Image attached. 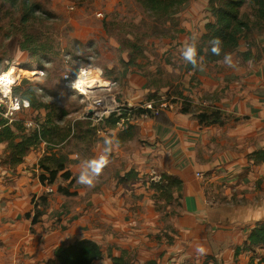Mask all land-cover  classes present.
I'll list each match as a JSON object with an SVG mask.
<instances>
[{
    "label": "crops",
    "instance_id": "1",
    "mask_svg": "<svg viewBox=\"0 0 264 264\" xmlns=\"http://www.w3.org/2000/svg\"><path fill=\"white\" fill-rule=\"evenodd\" d=\"M188 13L189 22L179 33L181 51L193 38L199 42L206 23L213 20L200 21L196 8ZM198 22L199 32L194 28ZM246 49L241 41L231 53L235 68L223 60L204 61V71L184 66L180 91L192 106L190 112L181 110L178 97L160 116L138 118L132 138L119 137L122 126L96 132L99 126L81 123L85 115L75 117L80 139L73 138L72 128L59 145L43 141L16 168L0 167V264H44L54 259L60 245L75 238L101 246L102 258L94 264H113V258L120 264H264V245L245 249L251 230L264 223V162L251 164L248 159L264 149V33L255 36L249 60L238 54ZM181 51L175 52L183 62ZM131 83L135 92L126 98L133 105L149 89L141 75L131 76ZM207 109L218 110L221 122L201 124L193 116L195 110ZM105 137L119 141V147L96 186L88 188L77 182L79 166L102 153ZM5 146L0 144V149ZM51 153L64 158L74 179L70 191L82 203L70 208V202L58 196L51 220L42 218L32 226V196L47 191L38 178L43 172L39 163ZM131 171L134 176L120 182ZM161 174L182 181L172 203L156 204L152 197L149 183ZM72 209L75 213L69 216ZM52 213L61 217L55 219ZM62 226L67 230L62 232Z\"/></svg>",
    "mask_w": 264,
    "mask_h": 264
},
{
    "label": "rangeland",
    "instance_id": "2",
    "mask_svg": "<svg viewBox=\"0 0 264 264\" xmlns=\"http://www.w3.org/2000/svg\"><path fill=\"white\" fill-rule=\"evenodd\" d=\"M15 1L16 4L13 5L12 0H0V77L12 68V83L6 94L11 91L13 93V87L20 86L24 80L30 81L35 87L37 104L39 102L44 106L36 109L18 96L22 101V110L9 115L14 121H22L27 130L33 129L29 126V121L42 127H53L54 123L64 130L68 125L74 124L75 117L86 116V97L66 87L63 80L66 72H73L78 67L93 69L91 77L99 80L96 85L108 87L104 91L95 89L93 94H107L114 102L115 111L123 107L126 115L122 119L125 123L131 125L138 118L146 117L144 114L137 116L134 112L140 108L146 110L144 107L147 104L167 109L170 102L167 100L168 94L171 93L173 99L178 98L174 91L176 88L180 90L184 84L186 64L177 59L175 51H181L179 33L183 31V23L189 22L185 15L196 8L198 14H195L200 17V21L212 18L209 0H188L163 19L149 15L137 0ZM201 3L206 6H200ZM34 4L40 10L37 8L31 14L30 7ZM100 12L102 16L97 15ZM199 22L194 27L198 32ZM24 29L41 35V43L46 48L40 50L38 56L31 58L27 51L20 48ZM133 75L135 78L141 75L149 90L141 101L132 105L127 102L126 97L135 92V84L131 83ZM28 87L29 84L23 86ZM2 93L0 91V102L7 110ZM153 94L157 95L149 99ZM47 117L51 124L46 122ZM5 149L6 146L0 151L3 153ZM157 179L152 181H159ZM56 184L67 189L59 179ZM67 190L68 194L59 193L57 189L51 192L38 221L42 218L51 220V208L58 196L70 202V208L82 203L78 199L80 197L70 194L74 193L70 191V187ZM46 192L48 191H44ZM64 206L66 204L61 203L60 210ZM66 210L61 211L66 213ZM74 213L72 209L69 216ZM34 214L35 211L32 218ZM52 216L55 219L61 217L56 213H52ZM60 230L63 232L67 229L62 226ZM63 246L65 244L60 245ZM48 261L44 264H48Z\"/></svg>",
    "mask_w": 264,
    "mask_h": 264
},
{
    "label": "trees",
    "instance_id": "3",
    "mask_svg": "<svg viewBox=\"0 0 264 264\" xmlns=\"http://www.w3.org/2000/svg\"><path fill=\"white\" fill-rule=\"evenodd\" d=\"M142 4L145 11L155 17L163 19L169 13L178 10L181 6L188 2V0H137ZM12 4L15 5L16 1L12 0ZM38 5H31L30 12H36ZM209 8L213 20L208 21L205 25V33L202 35L198 47V54L204 56V61L208 63H216L224 59L225 53L234 52L240 45L241 41H245L247 49L239 52V57L243 60H249L253 57L252 47L254 46V38L256 35L264 33V0H209ZM245 8V11H244ZM248 8L250 11H248ZM247 10V11H246ZM25 21H21L24 23ZM218 38L221 41L222 52L219 56L211 53L210 41ZM41 35L24 29L22 33V41L20 48L23 51H27L29 56L33 58L38 56L39 51L46 48V45L41 43ZM264 51V50H263ZM41 68V67H40ZM187 70L193 69L192 65L188 64ZM20 86L13 87V94L16 97H20L23 101H28L31 106L38 109L43 107L42 103L37 104L35 99V87H33L30 81L24 80ZM25 84H29L28 88H23ZM175 95L179 97L181 101V110L183 112H190L192 106L188 103L181 91L177 88L174 91ZM171 94V93H170ZM168 94V101L176 102L175 99H171V95ZM157 94H153L149 99H153ZM1 98V95H0ZM177 99V98H176ZM5 107L0 102V144H6V149L0 155V167L6 166L9 169H14L21 164L31 149L38 146L41 142L46 141L48 144L59 145L63 140H66L73 128V138L76 140L82 137L81 129L78 128L79 123L76 121L74 124L68 125L66 129H59L53 123V127H42L38 129L27 130L22 121H14L4 116ZM193 113L201 124L219 123L220 114L219 111L214 109L200 110ZM137 116L142 114L154 117L150 111L144 109H137L134 112ZM126 115L123 107H119L118 111L112 112L107 118L101 121L95 126L101 125L102 127H95L97 132L101 128H117L118 123ZM160 115H156L158 117ZM90 121V122H89ZM46 122L50 123L48 117ZM93 122L86 118V123ZM52 123V122H51ZM50 123V124H51ZM121 135V134H120ZM134 136V125L125 123L123 125V135L119 137L132 138ZM49 146V145H48ZM3 157V158H2ZM249 162L251 164H259L264 162V149L257 150L249 154ZM42 173L38 175L40 182L44 187L54 186L57 179L69 181L67 189L71 187L74 182L72 174L66 169V162L63 157L51 153L50 155H44L39 163ZM134 171L127 173L124 177L119 178L120 182H126L130 180ZM60 175V176H59ZM59 176V177H58ZM134 176V175H133ZM182 181L174 176L167 174H161L160 179L157 182L150 181L149 187L154 192L153 199L157 204L159 200H165L168 203H172L175 193H180L182 190ZM57 192L68 194L64 187L57 185ZM75 194V193H70ZM51 193H43L40 196H32V213L35 211L32 218V226L39 222V217L42 215V208L48 204V198ZM179 198V196H178ZM175 199L176 201L178 200ZM31 217V213L27 215ZM258 245H264V223L256 226L248 235V244L245 249H253ZM239 249L236 250V254L239 253ZM102 248L96 242L89 239H77L71 244L60 247L55 254V259L48 261V264H94L97 260L102 258ZM113 264H120V259L113 258ZM144 264H158L156 260H149Z\"/></svg>",
    "mask_w": 264,
    "mask_h": 264
},
{
    "label": "built area",
    "instance_id": "4",
    "mask_svg": "<svg viewBox=\"0 0 264 264\" xmlns=\"http://www.w3.org/2000/svg\"><path fill=\"white\" fill-rule=\"evenodd\" d=\"M97 15L102 16V13L100 12ZM91 71H93V69L88 68V67H83V68L78 67L73 72L72 71L66 72L63 76V80H64V85L66 87L76 90L82 96L86 97V101H87L86 116L94 124H99L101 121L107 118L112 112H114L115 108L113 106L114 102L110 99V97L107 94H101V95L93 94L95 93L94 91L95 89L104 91L105 88H108V87H100V85L99 86L95 85V87H92V88L84 87V90L81 91L80 90L81 87H78L79 85H76V81L78 80L80 75L85 74V76H87L88 74H90ZM3 96H4L2 98L3 102L7 107V110L5 111L4 116L6 118L12 119V117H10L9 115H11V112H20L22 110V101L16 96H14L12 91L9 94H6V95L3 94ZM169 104L170 103L167 104V107H170ZM205 104L206 103H203V105ZM144 108L146 110H150V112L153 115H157L162 110L161 107H158L156 105L153 106L152 104H147L145 105ZM89 111H92V113L89 114L88 113ZM144 116L147 117V115H144ZM124 124H125V120L121 119L120 123H118V126L123 127ZM29 126H34V128H37L34 123H30ZM46 188H47L48 193L53 192V188L51 186H47Z\"/></svg>",
    "mask_w": 264,
    "mask_h": 264
},
{
    "label": "clouds",
    "instance_id": "5",
    "mask_svg": "<svg viewBox=\"0 0 264 264\" xmlns=\"http://www.w3.org/2000/svg\"><path fill=\"white\" fill-rule=\"evenodd\" d=\"M211 53L219 56L222 52L221 41L216 38L210 41ZM181 56L185 64L192 65L193 69L204 71V56L198 54V47L193 38L192 42L183 46ZM223 63L228 67L235 68L236 63L231 53H225ZM119 147V141H113V139L105 137L104 147L102 153L97 157L86 159L80 163V171L77 178V182L85 185L88 188L96 186L98 178L102 175L104 169L109 165V156L115 148ZM198 251L203 252L204 249L200 248Z\"/></svg>",
    "mask_w": 264,
    "mask_h": 264
},
{
    "label": "bare ground",
    "instance_id": "6",
    "mask_svg": "<svg viewBox=\"0 0 264 264\" xmlns=\"http://www.w3.org/2000/svg\"><path fill=\"white\" fill-rule=\"evenodd\" d=\"M11 73H13L12 68L11 70L9 69L7 73H4L0 77V90L5 95L6 93L9 92L10 85L12 83V79L10 77ZM92 75L93 73L90 72V74H88L87 76H85V74L79 76L78 80L76 81V85H79L78 87H81L80 88L81 91L84 90V87L92 88V87H95V85L98 83L99 80L97 78H92L91 77Z\"/></svg>",
    "mask_w": 264,
    "mask_h": 264
},
{
    "label": "water",
    "instance_id": "7",
    "mask_svg": "<svg viewBox=\"0 0 264 264\" xmlns=\"http://www.w3.org/2000/svg\"><path fill=\"white\" fill-rule=\"evenodd\" d=\"M88 113H89V114H91V113H92V111H89Z\"/></svg>",
    "mask_w": 264,
    "mask_h": 264
}]
</instances>
